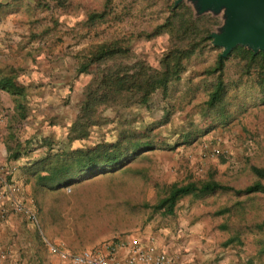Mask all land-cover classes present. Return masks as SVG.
I'll return each mask as SVG.
<instances>
[{
  "label": "rangeland",
  "instance_id": "rangeland-1",
  "mask_svg": "<svg viewBox=\"0 0 264 264\" xmlns=\"http://www.w3.org/2000/svg\"><path fill=\"white\" fill-rule=\"evenodd\" d=\"M178 1L113 0L106 19L91 25L89 14L102 12L105 0H0V68L16 69L25 87L22 109L17 111L7 94L12 109H0L9 121L7 161L23 176L30 199L26 209L36 216L18 217L24 264H76L72 257L84 251L107 254L111 243L136 233L148 230L151 242L175 227L180 237L166 253L176 264H264V193L235 192L257 180L253 167L264 169V102L255 79H242L237 61L229 60L226 119L207 116L204 109L214 78L201 73L215 65L224 47L211 42L190 60L167 96L158 91L148 107L107 110L102 115L107 120L91 127L87 138H73L94 78L78 72L91 48L121 41L130 51L125 63L144 61L159 68L171 37L148 35ZM183 2L213 19L215 34H222L235 14L223 1ZM147 128L156 149L126 165L85 174L63 188L40 187V174L32 175L39 161L65 160L74 150L115 143L125 132ZM211 177L233 190L185 198L173 216L153 210L168 186Z\"/></svg>",
  "mask_w": 264,
  "mask_h": 264
},
{
  "label": "trees",
  "instance_id": "trees-1",
  "mask_svg": "<svg viewBox=\"0 0 264 264\" xmlns=\"http://www.w3.org/2000/svg\"><path fill=\"white\" fill-rule=\"evenodd\" d=\"M112 1L105 0L102 12L89 14L88 22L92 25L105 20ZM212 20L196 13L185 2L172 5L165 22L148 35L150 38L166 32L171 37V46L163 55L159 68H153L144 61L125 63L131 59L130 51L121 41L93 46L78 71L79 74H93L94 78L86 89L79 115L73 125L74 140L87 138L91 127L105 122L107 119L102 115L107 110L117 112L121 108L148 107L158 91L167 96L170 86L180 81L187 71V63L202 54L206 47H211V36L215 33L212 27L216 26ZM229 60L237 61L242 79H255L264 102V50L254 52L248 47L238 46L227 58L218 55L215 65L201 73V76L214 78L209 88L208 100L204 104L207 116L217 115L222 119L227 117L230 86L226 80V64ZM0 90L11 95L17 111L22 109L21 100L25 96V87L19 82L16 69L8 65L0 68ZM20 117L23 118V114ZM151 131L147 128L142 133L133 132L130 135L125 132L115 143L74 150L65 160L44 159L37 164L40 170L34 167L31 169L32 175L40 174L37 182L40 187L63 188L85 174L116 169L128 164L136 156L156 149ZM252 170L257 180L246 189L235 191L238 195L264 193V169L253 167ZM42 172L46 175H41ZM230 190L233 189L214 177L204 181L175 183L166 188L165 195L153 206V210L173 216L178 204L185 198L199 200Z\"/></svg>",
  "mask_w": 264,
  "mask_h": 264
},
{
  "label": "crops",
  "instance_id": "crops-1",
  "mask_svg": "<svg viewBox=\"0 0 264 264\" xmlns=\"http://www.w3.org/2000/svg\"><path fill=\"white\" fill-rule=\"evenodd\" d=\"M5 94L11 97L9 93L0 90V109L7 107L12 109L13 104L15 105L13 98L11 97L13 104L8 103ZM7 123L9 124V121ZM7 123L4 126V135L0 139V167L5 169V172L10 169L8 180L9 184L13 187V191L11 194L8 192L4 200H0V264H24V259L18 253L19 251H23L24 244L23 240H21L24 239V237L20 235L21 229L19 227L20 225H18V217L20 215H25V213L16 212L12 207L11 202L13 200L26 201L27 206H29L28 202L30 199L25 197V191L28 189V186L24 182L23 176L19 173V171H17V165L10 161V163H8L7 161L9 158L7 157L8 150H10L7 147L9 137V133H7ZM160 234H163V237H160ZM160 234L153 237V239L155 240L159 251L167 252L172 248L173 243L177 240L176 236L177 238L180 237L181 230H179L178 227H175L174 230L165 229L160 231ZM158 237H160L159 242ZM150 238L151 236L149 231L145 230L131 235L128 238H124V240H127V242L131 244L129 246L130 248L134 245H149ZM128 251L129 249L126 248L120 249L117 252V259L122 264H126ZM168 255H170L169 252ZM174 263L176 264L175 261Z\"/></svg>",
  "mask_w": 264,
  "mask_h": 264
},
{
  "label": "built area",
  "instance_id": "built-area-1",
  "mask_svg": "<svg viewBox=\"0 0 264 264\" xmlns=\"http://www.w3.org/2000/svg\"><path fill=\"white\" fill-rule=\"evenodd\" d=\"M8 120V114L0 112V139L4 135V126ZM9 171L5 172V169L0 167V200H4L9 192L12 193L13 187L9 184ZM13 200V198H12ZM12 207L18 213H28L30 218L36 220V216L33 212L27 211L25 201L13 200L11 202ZM131 244L127 240H121L117 243H111L107 247V254L99 251H84L79 255L72 257V261L76 264H122L117 259V252L120 249L128 248V256L126 264H175L173 258L166 252L159 251L155 240L152 238L149 245H134L129 248ZM53 252L57 250L52 247ZM62 257L66 258V253H61Z\"/></svg>",
  "mask_w": 264,
  "mask_h": 264
},
{
  "label": "water",
  "instance_id": "water-1",
  "mask_svg": "<svg viewBox=\"0 0 264 264\" xmlns=\"http://www.w3.org/2000/svg\"><path fill=\"white\" fill-rule=\"evenodd\" d=\"M183 1L179 0L177 4ZM215 1L230 3L235 10L226 30L211 36L214 45L224 47L222 57L227 58L238 46L254 52L264 50V0H201L203 6Z\"/></svg>",
  "mask_w": 264,
  "mask_h": 264
}]
</instances>
